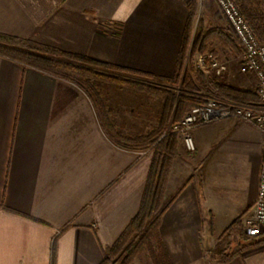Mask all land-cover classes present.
Masks as SVG:
<instances>
[{
  "label": "crops",
  "instance_id": "0c3cea01",
  "mask_svg": "<svg viewBox=\"0 0 264 264\" xmlns=\"http://www.w3.org/2000/svg\"><path fill=\"white\" fill-rule=\"evenodd\" d=\"M187 16V0H0V33L170 76ZM95 87L0 56V264H99L137 213L151 152L116 145L96 105L138 134L162 103L105 80ZM190 133L195 149L179 137L167 180L165 200L189 182L162 215V246L152 241L131 264H264V235L228 233L222 248L233 255L217 252L228 224L252 209L260 132L223 117Z\"/></svg>",
  "mask_w": 264,
  "mask_h": 264
},
{
  "label": "trees",
  "instance_id": "16d2710c",
  "mask_svg": "<svg viewBox=\"0 0 264 264\" xmlns=\"http://www.w3.org/2000/svg\"><path fill=\"white\" fill-rule=\"evenodd\" d=\"M240 13L260 43H264V0H234ZM194 13L190 8L183 30L182 41L174 72L170 76H159L148 72L103 63L86 56L61 51L51 46L31 40L0 33V56L40 69L49 74L66 78L88 93H96V80H105L144 92L148 97L160 98L162 102L158 122L146 132L128 136L121 133L111 122L104 105L100 108L101 123L106 124L107 133L114 143L129 151H151L143 192L137 213L130 219L121 235L112 246L104 248V256L99 264L114 262L121 257V264H131L142 251L156 241L163 213L170 206L183 186L168 200L164 199L167 180L174 159L178 155L179 133L174 126L185 112L206 102V98L229 101L244 105H257L259 98L256 89L237 88L226 82L210 80L206 93L198 92L195 81H204V73L194 68L193 74L183 70L185 51L191 33ZM216 38L222 45L233 49L234 43L224 30L205 29L200 25L199 33L193 38L192 49L203 53L207 40ZM213 55L215 52L209 50ZM165 84L167 86L161 85ZM97 98V95L95 94ZM99 106V107H98ZM241 213L224 229L223 235L237 232L244 235ZM226 261L233 254L226 250L218 254Z\"/></svg>",
  "mask_w": 264,
  "mask_h": 264
},
{
  "label": "built area",
  "instance_id": "2783aa9c",
  "mask_svg": "<svg viewBox=\"0 0 264 264\" xmlns=\"http://www.w3.org/2000/svg\"><path fill=\"white\" fill-rule=\"evenodd\" d=\"M215 2L242 48L240 72L250 73L255 77V89L259 101L257 105H244L206 98L203 105L188 109L181 121L174 126V130L179 133L185 148L191 151L195 148L190 133L191 128L217 118L234 117L258 129L261 134V159L257 192L252 209L242 222L244 233L251 237H257L264 235V43H260L256 39L234 0H215ZM194 67L203 73L213 70L217 74L225 69L210 51L197 52Z\"/></svg>",
  "mask_w": 264,
  "mask_h": 264
},
{
  "label": "rangeland",
  "instance_id": "374dc122",
  "mask_svg": "<svg viewBox=\"0 0 264 264\" xmlns=\"http://www.w3.org/2000/svg\"><path fill=\"white\" fill-rule=\"evenodd\" d=\"M187 2H188V11L191 8L193 10L194 16H193L192 24H191L190 37L188 39V46L185 51L186 59L184 58L185 66H183V70L186 73H189L190 75L193 74V71L195 68L194 64H195V57H196L197 51L192 49V41H193V38H195V36L199 33L200 25H202V27L205 29L218 28V29L224 30L225 33L230 37V39L234 43V48L230 49L222 45L216 38L211 37L209 40H207V44L204 50L206 51L213 50L215 52V56L218 58V60L221 62V64L224 66L225 69L223 70V72L219 74H217L213 70H209L205 72L204 81L202 82L198 80L195 81V87L197 91L206 93L210 80L226 82L228 85H231L237 88L255 89L256 88L255 77L250 73H242L239 70L241 56H242V48L239 45L236 38L234 37L231 29L229 28L227 21L225 20V17L220 11L215 0H187ZM161 85L167 86L165 84H161ZM161 108H162V105H161ZM144 132L138 133V134H126L124 132H121V133H123L124 135H128V136H134V135L143 134ZM144 151L151 152L149 150H144ZM242 228H243V225H242ZM228 238H230V235L222 234V238H221L222 240L219 242V246L217 248L218 254L220 253V251L224 250V248L222 247L224 246V244L228 242ZM145 258L148 261V258L147 257ZM121 259H122L121 257L120 258L116 257L113 260H114V263L121 264ZM149 262L152 264H155L154 259H149Z\"/></svg>",
  "mask_w": 264,
  "mask_h": 264
}]
</instances>
